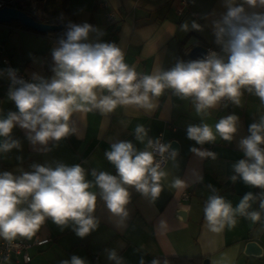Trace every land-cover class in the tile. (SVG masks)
Instances as JSON below:
<instances>
[{
  "label": "crops",
  "instance_id": "1",
  "mask_svg": "<svg viewBox=\"0 0 264 264\" xmlns=\"http://www.w3.org/2000/svg\"><path fill=\"white\" fill-rule=\"evenodd\" d=\"M8 1L21 4L19 0H0V4ZM104 1L116 12L114 24L107 20L106 9L102 7ZM226 4L227 0H91L89 6L75 8L71 17L62 21L64 25L69 22L93 25L103 35L91 32L89 42H113L123 51L125 63L130 67L141 75H155L171 70L178 62L201 60L189 56L197 45L218 49L217 56L226 62L227 54L217 43L214 27V22L226 14ZM234 4H243L248 14L264 12V8H252L244 0H234ZM193 22L201 26L200 30L191 27ZM185 23L189 26L187 31L181 29ZM59 31L40 33L19 27L17 21L0 22V73H3L0 75V119L18 111L9 99V90L15 86L8 80L6 70L12 66L33 80L34 77L51 80L55 75L52 52L59 40L48 34ZM180 44L184 45L181 56L178 55ZM241 92L240 105L219 101L204 116L197 114L194 97L183 98L170 88L164 89L159 97H152L155 107L151 110L133 104L118 105L109 113L99 109L74 112L69 124L76 131L60 141H49L47 146L33 145L27 130L15 126L11 137L18 140L21 147L0 152V173L20 175L34 171L33 165L53 169L61 164L79 165L85 170V179L92 184L89 191L97 196L92 215L98 227L94 231L80 238L71 224L61 230L50 217L46 218L31 239L50 238L51 241L34 247L33 258L27 264H62L73 255L86 260L87 264H115L108 259L107 250H115L122 264H141V260L143 264H152L153 260L168 264L160 258L198 255L203 256L204 261L207 259V264H264L261 230L264 209L260 208L264 189L246 185L239 177L235 182L231 180L236 175L233 165L245 159L240 140L250 134L248 129L252 123L264 118V102L246 88ZM99 95H108V91ZM228 115L238 117V130L232 141H224L217 134L215 142L200 145L188 138L189 126L207 123L215 131V124ZM137 125L147 131L143 141L136 138ZM161 132L165 144L169 145V157L166 166L159 169L166 173L159 182V195L153 199L137 191L135 186L123 185L129 192V202L125 205L128 215L121 217L111 213L92 172L118 176L105 155L111 151V146L127 141L137 152H150L149 140L156 139ZM5 139L0 137V143ZM193 147L216 153V159L201 158L190 150ZM176 179L182 180L184 187H174ZM184 192L190 193L189 198L183 197ZM249 192L255 200L250 202L248 211L259 212V221L253 222L237 214L234 227L225 225L220 232L210 230L204 210L211 197L220 196L235 208ZM2 241L5 240L0 238V243ZM251 242L255 244L250 245ZM18 259L13 255L0 264H19Z\"/></svg>",
  "mask_w": 264,
  "mask_h": 264
},
{
  "label": "clouds",
  "instance_id": "2",
  "mask_svg": "<svg viewBox=\"0 0 264 264\" xmlns=\"http://www.w3.org/2000/svg\"><path fill=\"white\" fill-rule=\"evenodd\" d=\"M244 3L252 8H264V0H244ZM226 6V14L214 22L217 43L227 54L226 62L214 54L206 59L178 62L171 70L155 75H141L130 67L115 43L89 42L91 32L103 35L93 25L67 23L66 31L52 52L55 75L51 80L34 77L38 82L29 83L18 78L17 70H7L12 84L18 85L8 94L18 111L0 119V137L6 138L0 143V152L21 147L20 142L11 137L17 125L27 130L33 145L47 146L49 141H60L76 131L69 124L74 112L99 109L109 113L118 105L133 104L151 110L155 107L152 97H159L166 88L175 90L183 98L194 97L196 112L201 116L207 115L208 109L225 97L240 105L242 88L254 92L264 102V12L248 14L243 4H234V0H227ZM191 27L200 30L201 26L193 22ZM188 28L187 23L181 25L184 31ZM104 90L110 95H99ZM237 124L238 117L228 115L215 124V131L209 124L202 123L189 126L187 136L200 145L215 142L217 134L230 142L238 130ZM135 131L138 140L143 141L147 136L142 125H137ZM248 131L250 134L239 144L245 159L233 165L236 175L231 180L235 182L239 177L246 185L264 189V147H261L264 145V118L252 123ZM168 149L169 145H159L161 154ZM190 150L201 158L216 159L214 152L196 147ZM105 155L118 176L95 171L92 175L111 213L121 217L128 215L125 205L129 202V192L123 185L135 186L137 191L153 199L159 195V182L166 173L159 170V163L154 164L151 152H137L131 142L122 141L113 144ZM175 155L173 151L172 156ZM33 169L20 175L0 173V238L8 242L17 237L31 239L49 217L61 230L71 224L80 238L98 227L92 215L97 196L89 191L92 184L85 179L81 166L61 164L53 169L33 165ZM173 186L184 187V182L176 179ZM254 200L249 192L233 208L224 198L211 197L204 210L210 230L220 232L225 225L234 227L237 214L253 222L259 221V212L248 211ZM25 204L27 207H21ZM260 208L264 209V200ZM107 251L109 260L122 264L115 250ZM62 264L87 262L73 255ZM152 264L159 261L153 260Z\"/></svg>",
  "mask_w": 264,
  "mask_h": 264
},
{
  "label": "built area",
  "instance_id": "3",
  "mask_svg": "<svg viewBox=\"0 0 264 264\" xmlns=\"http://www.w3.org/2000/svg\"><path fill=\"white\" fill-rule=\"evenodd\" d=\"M1 5L2 3L0 4V6ZM102 7L106 9V17H107L108 22H110L111 24L116 23V20H117L116 12L109 8V4L106 1L102 3ZM218 52H219L218 49L209 47L205 59L208 57H211L214 54L217 56ZM8 69H14V68L10 66ZM7 70H6V75H7ZM17 76L18 78L23 79L26 82L34 83L33 78H31L28 74L22 71H17ZM8 80L11 82L9 77H8ZM15 87H18V85H15ZM108 95H110L109 92H108ZM220 102L222 104H227V103H230L231 100L225 97V98H222ZM151 141L153 143L148 146V149L153 155L154 164L159 163V166H160L159 169H162L166 166L168 162V157H169V149L167 152H164L163 154H161L159 151V145L165 144L164 133L161 132L156 139H152ZM156 141H159V144H157ZM189 196H190L189 192L183 193L184 198H189ZM263 219H264V211H263ZM261 230L264 233V222L261 226ZM50 241H51L50 238H35V239L17 238L11 242L2 241L0 243V262H3L4 260L11 258L13 255H16L19 258L17 260L19 264H27L33 258L32 249L34 247L44 246L48 244Z\"/></svg>",
  "mask_w": 264,
  "mask_h": 264
},
{
  "label": "trees",
  "instance_id": "4",
  "mask_svg": "<svg viewBox=\"0 0 264 264\" xmlns=\"http://www.w3.org/2000/svg\"><path fill=\"white\" fill-rule=\"evenodd\" d=\"M53 0H37L36 6L32 8L31 3L28 4V6L23 7L20 5H15L23 10H25L27 13L32 15L36 20L41 21V22H48V23H58L50 20L51 17H60L61 19L67 18L68 16L71 17L72 15V10L70 8V2L71 0H58L57 5H58V11H60L59 14L57 15H49L47 16L46 13V7L47 5H50ZM56 2V0H55ZM17 25L19 27L27 28L25 25H23L20 22H17ZM66 30L61 29L57 33L48 34L50 36H53L56 40H59L64 32ZM184 53V45L180 44L178 47V55H182ZM179 59V58H178ZM49 69H52L51 65L49 66ZM161 260L164 262H167L168 264H203L204 263V257L201 255L198 256H167V257H161Z\"/></svg>",
  "mask_w": 264,
  "mask_h": 264
},
{
  "label": "water",
  "instance_id": "5",
  "mask_svg": "<svg viewBox=\"0 0 264 264\" xmlns=\"http://www.w3.org/2000/svg\"><path fill=\"white\" fill-rule=\"evenodd\" d=\"M17 21L22 23L28 28H31L40 33H50L59 31L64 27L62 23H48L41 22L36 20L32 15L27 13L25 10L12 5L11 3L3 4L0 7V22H11ZM208 52V48L197 45L189 53L190 58L192 59H204ZM255 244L251 242L250 245ZM208 260L204 261V264H207Z\"/></svg>",
  "mask_w": 264,
  "mask_h": 264
},
{
  "label": "rangeland",
  "instance_id": "6",
  "mask_svg": "<svg viewBox=\"0 0 264 264\" xmlns=\"http://www.w3.org/2000/svg\"><path fill=\"white\" fill-rule=\"evenodd\" d=\"M21 3V6L26 7L28 6L29 3H31L32 8H34L36 6V2L37 0H19ZM57 1L55 2V0L52 1V3L50 5H47L46 7V15H57L60 13V11H58V5H57ZM91 3V0H71L70 2V8L72 11L76 10L75 8H79V7H83L86 8V6H89ZM15 4V3H14ZM52 19V21L54 22H58V23H62L64 24V22L62 21L63 19H61L60 17L56 18V17H51L50 20ZM65 26V25H64Z\"/></svg>",
  "mask_w": 264,
  "mask_h": 264
},
{
  "label": "bare ground",
  "instance_id": "7",
  "mask_svg": "<svg viewBox=\"0 0 264 264\" xmlns=\"http://www.w3.org/2000/svg\"><path fill=\"white\" fill-rule=\"evenodd\" d=\"M6 3H11L12 5H14L11 1H8V2H5V3H2V5H3V4H6ZM2 5H1V6H2ZM1 6H0V7H1ZM206 55H207V54H206ZM205 57H206V56H205Z\"/></svg>",
  "mask_w": 264,
  "mask_h": 264
}]
</instances>
